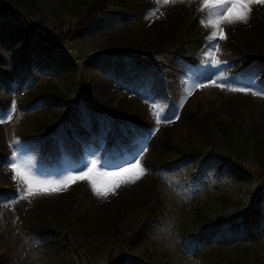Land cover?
I'll use <instances>...</instances> for the list:
<instances>
[{"label":"rangeland","instance_id":"rangeland-1","mask_svg":"<svg viewBox=\"0 0 264 264\" xmlns=\"http://www.w3.org/2000/svg\"><path fill=\"white\" fill-rule=\"evenodd\" d=\"M83 1L33 0L23 20L0 15V264H264V166L246 145L264 143V5L222 24L219 41L202 0L175 10L108 0L82 23ZM242 77L254 86L233 92ZM50 87L61 98L28 101ZM137 152L144 175L106 198L87 180L28 196L9 167L55 180L93 159L115 171ZM207 220L206 242L195 234Z\"/></svg>","mask_w":264,"mask_h":264},{"label":"snow or ice","instance_id":"snow-or-ice-1","mask_svg":"<svg viewBox=\"0 0 264 264\" xmlns=\"http://www.w3.org/2000/svg\"><path fill=\"white\" fill-rule=\"evenodd\" d=\"M158 2L174 4L177 0H158ZM180 2H183V0H180ZM256 4L264 5V0H202V8L215 9L208 21L214 29L212 37L219 41L225 40L227 36L221 25H232L235 22L246 23L252 10L251 6ZM239 79L244 81V86L232 88L233 92H245L248 88L254 86L253 80L255 77H242ZM211 83L216 87H225L224 83H217L215 80H212ZM207 86L204 83L196 85L198 88ZM165 119H168V117H165ZM152 134L154 133L149 130L148 135ZM141 151H146V148L141 149ZM138 155L139 152L132 156L134 163L128 161V166L119 167L115 171H98V160L93 159L85 170H81L76 174L64 175L55 180L41 179L33 174L27 165L22 167L19 163H10L9 167L14 173L13 179L19 177L26 185V195L28 196L58 193L61 190H67L71 184L77 181L87 180L91 190L97 197L106 198L110 193H115L122 183L135 182L144 175L145 169L141 167V161L136 159ZM108 159L111 160L113 158L109 157Z\"/></svg>","mask_w":264,"mask_h":264},{"label":"trees","instance_id":"trees-1","mask_svg":"<svg viewBox=\"0 0 264 264\" xmlns=\"http://www.w3.org/2000/svg\"><path fill=\"white\" fill-rule=\"evenodd\" d=\"M109 1H111V4H113V2H112L113 0H109ZM107 2H108V0H85V1H83L84 10L81 12L78 20L83 23V22H86V21L93 19L100 12L104 11V9L106 8ZM31 7H34L33 0H7L4 2L0 0V15L1 16H5V15L14 16L20 20H23V17H25V14L22 13V11L24 12L25 9L29 10V8H31ZM53 37H55V36L51 37L48 35L46 36V35H39V34H38V37L36 36V38L39 39V41H44L45 43L46 42L47 43H51V42L53 43L54 41H52V39H51ZM48 90H51V92H49ZM37 98L49 99V100L54 101L57 98H61V96L59 95V92L55 90L54 87H50L47 89L45 88L43 94H40V95L33 94L31 99L28 101L30 103H32ZM113 112L115 113V111H113ZM216 125H217L216 129L218 130L219 136H221V134L225 135V132H226V137L230 140L227 143L232 142V139L234 136L233 129L230 126L222 124L220 122L216 123ZM167 130H168L167 128H163V131L165 132L164 134H167L166 133ZM208 133H209L208 138H210L209 140H210V145H211V150H209V151L211 154L219 155V152L216 150L218 148V145L216 143V141H217L216 135L212 131H209ZM246 145L248 146L250 156L254 159L257 166H264V143L259 141V140L254 139L251 143H249V145H248V142H246ZM219 148H221V146H219ZM227 149H228V147H227ZM192 152L196 153V151H191V153ZM184 153H186V152H184ZM232 156H234V159H241L242 158V155L240 152H237L236 154L232 153ZM157 158L161 164H163L165 162V156L163 154H157ZM231 158L232 157L230 154H226L227 160L231 161L230 160ZM143 196H141V197H143ZM140 201H143V198L138 197V198L134 199L131 202V204H135V203L138 204V202H140ZM147 208H149V206H147ZM119 220H120L119 216H117L116 218H113L110 221V223L106 224L105 229H109V230L112 229L113 230V228L115 227V224ZM212 220H207L204 225L199 226V229L197 230V233L195 234L197 238H199L201 240H205L206 242H207V240L210 239V237L213 235V233L211 232V227L213 225L215 226V223H216L215 221H212ZM202 227H205V228H202ZM220 255H222V254H220ZM239 259L240 258L232 259L229 264H241L240 262L243 259L242 258L240 260Z\"/></svg>","mask_w":264,"mask_h":264},{"label":"bare ground","instance_id":"bare-ground-1","mask_svg":"<svg viewBox=\"0 0 264 264\" xmlns=\"http://www.w3.org/2000/svg\"><path fill=\"white\" fill-rule=\"evenodd\" d=\"M192 1V0H191ZM182 3L183 2H180V0H177V2L176 3H170L171 4V9L173 8V10H175V9H179V8H182V7H180V5H182ZM191 3V2H190ZM234 24H237V22H235ZM234 24H232V25H234ZM226 25H228V24H226ZM230 26V25H229ZM6 76V75H5ZM7 78V77H6ZM1 82H3V80L0 78V84H1ZM1 86V85H0ZM3 87H7V86H3ZM8 94V93H7Z\"/></svg>","mask_w":264,"mask_h":264}]
</instances>
